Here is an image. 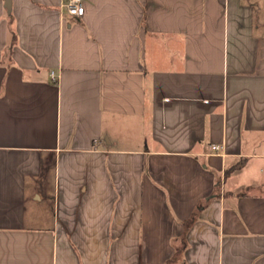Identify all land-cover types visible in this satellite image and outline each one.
<instances>
[{"label":"crops","instance_id":"0c3cea01","mask_svg":"<svg viewBox=\"0 0 264 264\" xmlns=\"http://www.w3.org/2000/svg\"><path fill=\"white\" fill-rule=\"evenodd\" d=\"M83 1L0 0V264H264V0Z\"/></svg>","mask_w":264,"mask_h":264},{"label":"built area","instance_id":"2783aa9c","mask_svg":"<svg viewBox=\"0 0 264 264\" xmlns=\"http://www.w3.org/2000/svg\"><path fill=\"white\" fill-rule=\"evenodd\" d=\"M61 7L66 12L74 17H81L84 14V1L83 0H62ZM52 78L57 80V76L52 73ZM214 150H219L218 146H213Z\"/></svg>","mask_w":264,"mask_h":264}]
</instances>
